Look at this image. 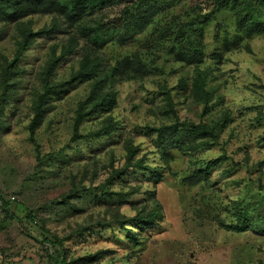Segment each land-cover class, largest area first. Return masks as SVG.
Wrapping results in <instances>:
<instances>
[{
    "label": "rangeland",
    "instance_id": "rangeland-1",
    "mask_svg": "<svg viewBox=\"0 0 264 264\" xmlns=\"http://www.w3.org/2000/svg\"><path fill=\"white\" fill-rule=\"evenodd\" d=\"M261 2L253 1L264 16ZM176 4L167 16L187 15L194 6L210 7L211 1ZM123 5L110 6L101 16L112 19ZM233 6L221 10L207 29L209 56L216 47L222 50L226 32L232 36L237 32L244 10L242 5ZM1 12L0 8V96L9 87L0 123V195L19 219L8 217L0 200V264H60L59 258L66 264L264 261V235L230 231L219 223L233 218L234 201L251 209L257 220L264 217V33L249 38L242 31L221 62L209 59L202 66L212 71L215 87L207 110L189 85L193 66L175 61L158 42L147 43L149 33L125 45L108 43L102 48L105 73L117 59L133 52L146 56L149 63L155 60L160 73L133 66L115 74L108 85L116 105L106 114L119 122L117 131L110 137L74 139L78 103L93 83L84 77L52 93L50 108L34 133L29 123L45 63L55 52L65 54L53 78L59 84L67 82L78 71L87 43L80 40L79 52H68L74 29L59 17L57 31L37 34L21 58L12 62L21 40L19 23L37 32L51 28L55 14L36 7L17 22ZM165 87L172 93L171 106L160 93ZM101 119L90 116L82 134L96 130ZM201 122L217 136L198 133L184 147L163 148L156 129L151 131ZM129 143L137 148L135 160L142 161L143 168L115 176L129 162ZM146 167L157 171L151 175ZM147 190L155 192L163 218L155 227L135 232L141 235L135 246L119 222L150 208Z\"/></svg>",
    "mask_w": 264,
    "mask_h": 264
},
{
    "label": "trees",
    "instance_id": "trees-1",
    "mask_svg": "<svg viewBox=\"0 0 264 264\" xmlns=\"http://www.w3.org/2000/svg\"><path fill=\"white\" fill-rule=\"evenodd\" d=\"M182 0H0L1 15L11 16L14 21L19 22L20 17L29 14L36 7H41L44 12L55 14L52 27L44 28L35 32L30 25L19 23L21 31V40L18 42L16 56L14 61H18L23 53L35 41L38 35L52 34L53 31L59 29L57 19L64 17L74 32L69 38L70 48L68 52H79V41L87 43L85 51L82 53L80 67L78 71L67 82H54L53 75L56 68L64 59L65 54L51 57L46 63L42 71L43 76L40 78V90L36 94L33 103V115L29 123V129L34 133L41 123L45 113L50 108L48 100L52 93L58 92L59 87L73 83L84 77L91 80L92 87L88 96L78 103L76 115L74 117V139L86 137H110L118 129L119 122L111 115L110 112L116 105V95L113 94L112 88L108 85L115 74L121 73L126 69L136 66L138 69L153 68L158 72L161 68L155 62H148L146 56L138 53L126 54L109 69L104 72L102 64L103 59L102 48L108 43L117 45H125L126 43L139 40L142 33H149L147 43H157L159 49L168 55H171L175 61L182 62L186 65L193 66L194 75L192 81L189 82L195 98L207 110L210 101L213 98L215 87L213 86L212 71H207L204 66L209 59L214 62H221L223 55L231 47L238 35L243 31L251 38L255 34L264 33V16L261 9L257 7L254 0H210L211 6L204 7L197 5L192 8V12L187 15H177L173 13L167 16L169 9L176 6V3ZM123 5L119 12L112 19L106 18L102 13L104 10L114 5ZM261 4L264 5V0ZM234 5V6H233ZM242 5L244 13H241L237 20V32L232 36L229 32L224 34L222 50L215 48L213 52L208 54L205 46V37L208 27L217 20L218 13L229 7ZM23 7L25 9H23ZM23 9V10H22ZM43 33V34H41ZM12 62L8 63L4 72H8ZM206 66V65H205ZM160 73V72H159ZM7 78L5 79V81ZM183 85H187V81H181ZM7 87V88H6ZM3 89L0 99V123L1 117L5 110V104L8 99V84ZM164 95L166 103L172 105V93L170 88L165 87L160 90ZM98 116L102 118L100 126L91 132L82 134L81 127L90 116ZM157 131L162 147L173 145L174 147H184L192 142L198 133H212L215 137V130L209 125L201 122L190 127H178L177 125H168L157 128H151V131ZM128 151V164L113 175H119L127 171H137L142 169V161L135 160L137 148L129 143L126 146ZM146 167L152 174L157 168ZM127 174V173H126ZM150 208L140 210L133 217H129L125 222H119V225L125 229V236L128 240H132L135 246L140 245L141 235H135L138 231L142 233L163 218L162 206L156 198L155 192L146 191ZM109 194V197H113ZM0 200L6 215L13 219H19L18 216L10 209V202L0 195ZM234 212L229 220H220L221 226L230 231H247L251 230L257 234L264 235V217L259 221L253 217L251 209L239 201H234L232 206ZM34 220L35 216L30 215ZM126 225V227H125ZM133 225L138 230H134ZM129 226V227H128ZM45 229V228H44ZM133 229V230H132ZM45 240L52 243V239L45 237ZM62 256L58 255V258ZM57 258V259H58ZM60 264H66L65 258L58 259ZM259 264H264L260 261Z\"/></svg>",
    "mask_w": 264,
    "mask_h": 264
}]
</instances>
